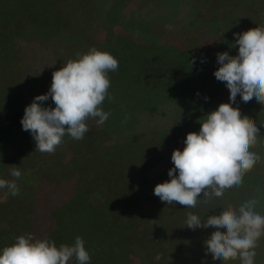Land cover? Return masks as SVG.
Listing matches in <instances>:
<instances>
[{
  "label": "rangeland",
  "instance_id": "374dc122",
  "mask_svg": "<svg viewBox=\"0 0 264 264\" xmlns=\"http://www.w3.org/2000/svg\"><path fill=\"white\" fill-rule=\"evenodd\" d=\"M226 1L105 0V5L113 8L109 11L101 3L102 0L95 2L93 0H0V178L15 179L10 176L13 167H17L21 172V176L16 179L20 189L19 195L13 197L7 194L6 189H0L2 214L0 222H3L0 225L2 235L0 247L10 245L17 236L31 233L28 229L30 218L26 214H31L33 209L36 212L41 211L34 220L41 222L47 210L56 206V197L61 200L68 195L66 182L69 180L77 179L74 186L80 189L79 192L85 193V188H82L85 184H80L79 179H86L88 175L99 176L102 173L98 168L108 164L109 160L105 157L113 158L116 153L115 150L110 153L106 151V148L117 143L115 141L117 139L113 140L115 142L110 140L112 134L119 132L115 130L116 128H128L118 124L119 116L124 109L130 111L125 118L127 122L132 123L130 125H135L137 122L140 112L138 109L149 107L146 109L149 111L146 114L148 118L154 117V113L160 110L154 105L156 96L152 95L151 90L150 95L140 88L142 83L140 86L130 84V79L137 76L138 72H142V66L143 81L155 85V79H159L170 86L168 88L170 93L176 91V86L178 89L181 86L183 93L186 92L188 96H190L189 89L193 88L192 93L197 89L195 95L206 102L204 104L207 112L215 110L220 103L228 102V90L224 83L217 81L213 76V71L218 67L216 54L227 51L230 55L235 51L233 54L235 55L237 51L236 47H231L234 43L231 42V38L234 39V36L230 35L231 28L227 23L230 25L234 23L236 27H239V23L243 25L249 23L248 30L264 27V7L257 8L263 5V0H257L256 4L251 3L254 1L246 0L247 4L242 3L243 5H237L238 2L235 0L228 3ZM103 10L108 12L103 14L102 18ZM93 16H96V20ZM245 28L246 26H242L240 29ZM111 30L121 33L122 35H119L121 39H118V35L112 34ZM120 41L126 43L130 51L136 55V59L129 55L128 59L131 63L126 66L125 63L122 64L118 47H115ZM107 42H112V46ZM90 47L107 51L118 61L117 70L108 74L110 80L108 92L111 94V100L106 97L100 105L103 111L109 113L108 119L102 125H97L95 119L88 120L89 131L82 139L74 140L65 135L62 143L52 153L36 151L35 142L32 137H27V131L7 129L3 120L4 115L11 111L23 112L24 107L34 96L47 91L53 71L59 69L68 60L75 59L77 53H84ZM155 47L166 57L158 60L155 49L149 51ZM127 66L131 71L129 73L124 72ZM180 72L182 77L178 75ZM171 74L176 75L170 78ZM171 80L176 82L175 85L170 82ZM195 82L199 88L196 87ZM236 100H240L239 95ZM218 101L224 102L216 103ZM240 103L245 107H238L240 114L245 116L248 107ZM43 104L54 107L51 98ZM170 104H166L168 110L172 107ZM254 104L259 103L249 105L250 121H252L250 112ZM259 105L264 108V105ZM183 109H188V106ZM111 119H114L112 124L114 128L111 124L108 125ZM105 125L108 127L106 128ZM261 125H257L258 131H264V126ZM141 126L142 129L148 130L151 123L146 122ZM139 132L140 129L132 128L129 135ZM259 139L258 136L257 140ZM116 157L117 153L114 159H111L113 160L111 166H114L115 172L122 166L121 161ZM168 165L165 160L160 159L145 168L142 173L144 172L147 179H152L163 172ZM254 166L256 172L264 168V153L260 155V160ZM259 172L264 174L263 171ZM250 174L251 172L245 173L242 184L232 191L233 201L240 205L254 198L257 200L255 210L264 215V208H257L262 200L260 201L259 196L253 197L254 179ZM63 183L64 185H59ZM82 193L75 196H83ZM143 194L142 199L146 209L158 210L165 204L161 200L153 201L147 193ZM46 197H49V200H46ZM82 204L83 201L75 204L78 211L82 210L78 207ZM64 208H67L66 204ZM84 216L91 219L88 225L92 224L98 228L100 223H95L97 217H92L90 212H85ZM67 221L69 218H66L63 224ZM36 226L42 227L38 223ZM33 237L40 238L37 235ZM101 237V231L93 234L87 231L81 238L84 247L91 249L93 245L98 246L99 242H103ZM155 238L156 244L154 248L148 249L147 254L154 264H162L167 259L168 245L172 237L161 235ZM262 240L263 237L258 240L256 247L260 258L264 257ZM114 243L115 248L113 250L106 248L105 253L94 248L91 264L130 263V257H133L131 251L134 249L128 248L119 240H115ZM132 262L134 264V260ZM72 264H75V261H72Z\"/></svg>",
  "mask_w": 264,
  "mask_h": 264
},
{
  "label": "clouds",
  "instance_id": "9594fccd",
  "mask_svg": "<svg viewBox=\"0 0 264 264\" xmlns=\"http://www.w3.org/2000/svg\"><path fill=\"white\" fill-rule=\"evenodd\" d=\"M233 36L231 47L237 48L236 54L217 53L218 67L213 71L214 78L228 90V102L205 114L199 130L186 133L182 149L172 150L169 179L153 188V194L166 204L194 208L201 195L205 203L213 197L220 198L237 189L244 174L260 160L258 154L249 150L259 134L257 125L232 105L237 95L245 106L264 105V27ZM117 68L118 61L110 53L90 47L52 72L47 91L33 97L19 121L21 129L34 140L36 151L52 153L65 135L82 139L89 131L88 120L95 119L97 125H102L108 119L109 113L100 105L106 97L111 100L108 74ZM49 98L54 107L44 106L43 102ZM10 176L15 179L0 178V189L15 197L20 193L16 179L21 172L13 167ZM256 204V199H249L235 209L205 218L189 212L185 225L189 229L212 227L203 244L213 264L237 259L240 264H255L257 242L264 236V215L255 210ZM72 261L90 262L89 252L79 236L71 244L57 246L48 237L37 239L25 233L15 237L10 245L0 247V264H72Z\"/></svg>",
  "mask_w": 264,
  "mask_h": 264
},
{
  "label": "trees",
  "instance_id": "16d2710c",
  "mask_svg": "<svg viewBox=\"0 0 264 264\" xmlns=\"http://www.w3.org/2000/svg\"><path fill=\"white\" fill-rule=\"evenodd\" d=\"M229 1L233 0H227L226 3ZM235 1L238 2L237 5L247 4L246 0ZM251 1H254L251 2L253 4L257 0ZM93 2H95V0H93ZM101 3L105 5V0H102ZM90 4L92 5L93 3ZM225 4L223 3V5ZM260 7H264V0L263 5L257 6V8ZM105 8L109 9V11L110 9H113L106 5ZM107 12L108 11L106 10L101 12L102 18L103 14L105 15ZM90 17H92L91 14ZM93 18L96 20V16H93ZM227 24L231 28L230 35H233L234 32L239 34L242 31H247V26L250 25L249 23H246V25L239 23V27H236L234 23H232L233 25H230L229 23ZM242 26H246V28L244 30H242L243 28L240 29ZM112 30V34L118 35V39H121L119 38V35L121 36L122 34L116 30ZM231 39V42H234V39ZM140 43L143 44L144 42ZM107 44L112 46V42H107ZM115 47H118L120 57H122V64L125 63V66L126 64L131 63L128 59L129 55H132V57L136 59V55L130 51L126 43L120 41L115 44ZM154 49L158 60L162 57H166L161 54L156 47L149 49V51ZM234 52L235 51H233L230 55H233ZM141 68L142 72H138L139 74H137V76L132 77L130 79V84L140 86L142 83L140 88H143V92L150 93L151 90L153 93L152 95L156 96L154 105L155 107H159L160 110L154 113V117L152 116L148 118L146 114L149 111H146V109L149 107H142L141 109H138L140 112L138 113L139 115L137 114V122L135 125H130L131 122H127L125 120V118H127L126 115H128L127 113H130V111L124 109L126 111L125 112L123 110L122 115L119 116L120 118L118 120L120 122L118 124L119 126H126L128 128H116L115 130H118L119 132L112 134V138L110 140L112 142L117 141V143L114 144L115 147L113 145L106 148L108 153L114 152L113 150H115L117 153L116 158L122 163L120 169L115 172V169H113L114 166H111V162H113L111 159H114L116 153L113 158L112 156L105 157V159L109 160V162L108 164H104L102 168H98L102 170V173L99 176L88 175L89 177L86 179H79L80 184H85V186L82 187L85 188V193L79 192L80 189L74 186V184L78 181L77 179H67L69 181H64V183L66 182V185L68 186V190L66 192L68 195L61 200H58L56 197V206L47 210L41 222L34 221L41 211L36 212L33 209L31 210V214H26L28 218H30V227H28V229L32 235H37L40 238L48 237L54 241L57 246L60 244H71L73 243L75 237H82L87 231H90L92 234L101 231V239L103 242H99L98 246L93 245V248L91 249H86L90 256L89 264L93 262L92 258L94 257L95 250L102 253H105L106 248L113 250L116 245L114 243L115 240L122 241L125 246L130 249H134L131 251L132 255L131 253L129 254L133 257H130L131 261L130 263L127 262L128 264H132L133 260L134 264H154L152 260L149 259L147 251L149 248H154V244H156L154 241L156 239L155 236L158 237L161 235H169L172 237L168 245L169 250L167 253V259H165L162 264H213L212 258L210 254L206 252L203 244L213 231L212 227L209 226L208 228L189 229L185 225L186 214L191 212L205 218L207 215L218 214L220 211H224L229 208L235 209L239 206V204L234 203L232 191L226 192L220 198L213 197L208 203L204 202L205 198L201 195L199 197V202L194 208H184L183 205L178 203H175L174 205L165 203L158 210H149L146 209L142 199L144 196L143 193H147L153 201L160 200L153 194V188L157 183H161L169 179L167 176V170L173 167L170 160L171 152L173 149H182L186 133L196 132L199 130V122L203 121L206 118L205 114L208 113L204 104L206 102L203 98L201 99L200 96L195 95L197 94V89H195L193 93V88L192 90L189 89L188 93L190 96H188L186 92L183 93L181 86L180 89L176 86V91L173 90L170 93L168 90L170 86L163 83L159 79H155V85L143 81L144 79L142 80L141 78V74L144 72L143 66ZM128 69L129 67L127 66L124 72L129 73L130 70ZM173 75L176 74H171L170 78H172L171 76ZM178 75L179 77H182V72ZM170 82H173L174 85L176 83L172 80ZM196 87H198L197 83ZM219 102L224 101H218L216 103ZM240 102V100H236L232 106L243 108L244 106ZM167 103H171L170 105L172 106V110L167 109ZM186 106H188V109H183V107ZM247 107V114L243 117H247L250 121V106ZM250 113L252 114V122L259 126L262 124L261 127H263L264 108L260 107L259 104H254ZM22 115L23 112L21 111H11L6 113L3 120L6 123L7 129L16 131L22 130L19 122ZM111 120V123L108 122V125L111 124V127H113L112 124L114 123V119ZM146 122L151 123V127L148 130L141 128V125H144ZM105 126L106 128L108 127L107 125ZM132 128H138L141 132L129 135ZM258 133L260 139L256 140L255 145L251 146L249 150L260 156L264 153V131H258ZM27 137H31L29 133ZM114 139L117 140L113 141ZM160 159L165 160L169 164L168 167L152 179H147L142 171L145 168L157 163ZM254 169L255 166H253V168L246 173L251 172L250 175H252V178L254 179V186L252 190L255 195H253V197L256 198L259 196L260 201L262 200L257 208H264V174H260L259 172H264V168L261 170L259 169L258 172ZM94 171L95 170H93V172ZM64 183L59 185L62 186ZM80 193H82L84 197L75 196ZM253 197L251 196V198ZM46 200H49V197H46ZM80 201H83V204L78 207L82 208V210L78 211L75 204ZM65 204L67 205V208H64ZM58 207L61 208L57 209ZM85 212H90L92 217L98 218L95 222L100 223L98 228L92 224L88 225L91 219L84 216ZM1 215L2 214L0 213V216ZM69 216H72V218ZM66 218H69V221H67L68 223L65 222L66 224H63ZM2 223L3 222H0V225ZM37 223L42 227H37ZM1 236L2 235L0 234V238ZM262 237L264 239V236ZM262 243L264 244V240H262ZM258 255L259 252L256 250V256L254 258L255 263L264 264V257L262 256L260 258ZM222 264H240V261L239 259L229 260L227 262H222Z\"/></svg>",
  "mask_w": 264,
  "mask_h": 264
}]
</instances>
